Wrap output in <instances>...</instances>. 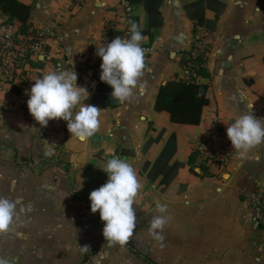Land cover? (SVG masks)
<instances>
[{"label":"crops","instance_id":"0c3cea01","mask_svg":"<svg viewBox=\"0 0 264 264\" xmlns=\"http://www.w3.org/2000/svg\"><path fill=\"white\" fill-rule=\"evenodd\" d=\"M18 1L30 8L26 29L44 33L46 55L30 61L19 92L0 87V264H264L255 205L264 192V0H219L217 19L204 12L215 30L196 37L184 11L193 0H161L162 25L146 34L142 4L126 15L118 0ZM108 31L121 42H105ZM200 33L210 78L197 81L210 86L208 104L198 126L175 124L154 100L182 76ZM102 52L122 78L98 109L86 69ZM212 125L230 143L216 178L187 166ZM160 129L166 135L145 149ZM170 134L182 166L164 186L144 167Z\"/></svg>","mask_w":264,"mask_h":264},{"label":"trees","instance_id":"16d2710c","mask_svg":"<svg viewBox=\"0 0 264 264\" xmlns=\"http://www.w3.org/2000/svg\"><path fill=\"white\" fill-rule=\"evenodd\" d=\"M160 3L161 0L131 1L133 9L136 5L142 4L145 11L147 27L141 34L148 33L152 28L158 29L162 25V17L159 12ZM225 7V4L219 0H193L185 5L184 11L186 16L193 23V37H196L198 28H206L208 31L215 30V21L211 23L205 20V10L214 12L215 18L217 19L224 12ZM0 11L18 22L22 26V29H26V23L30 15V8L28 6L20 3L18 0H0ZM122 38L123 34L117 31H108L104 35L105 42L111 45L119 44ZM193 47L194 45L192 48ZM190 51L183 54L184 57L180 60L181 67L188 62ZM195 63L200 65V67L194 69V74L198 78L208 80L210 75L205 67L203 65L201 66V58L197 59ZM93 78L97 82V108L104 109L107 106L108 98L111 96L113 89L121 80L122 76L117 70H114L108 78ZM209 87L208 83L199 82L197 79L185 80L178 74H174L171 79L159 86L154 100L153 110L157 113H167L172 123L186 126H198L201 122L203 108L208 104L207 93ZM11 90L14 93L19 92V90L14 87H12ZM165 135L166 131L160 129L155 138L148 137L144 144L145 149L156 144ZM176 152V137L174 134H170L159 155L151 164V167L149 163L144 167L147 179L151 182L158 181L159 184L164 186L171 185L178 170L182 166L175 159ZM51 161L50 159L48 163L42 162L41 168L43 169L48 164H51ZM18 164L27 165L28 163L23 159L22 163ZM187 166L190 172H194V167H198L200 171L205 174L204 176L210 178V175H207L206 169L202 165V159L199 153L193 152L189 155ZM116 172L118 173L119 170ZM147 261L150 263V260L147 259Z\"/></svg>","mask_w":264,"mask_h":264},{"label":"built area","instance_id":"2783aa9c","mask_svg":"<svg viewBox=\"0 0 264 264\" xmlns=\"http://www.w3.org/2000/svg\"><path fill=\"white\" fill-rule=\"evenodd\" d=\"M132 0H118L126 15L133 10ZM46 40L42 32L22 29V26L0 11V87L22 86L29 63L38 56L46 55ZM116 49L115 47H113ZM209 55V45L205 34L200 33L190 51L188 62L182 66V78L197 79L194 69L200 67L195 61L201 58L205 65ZM92 77H110L115 70V57L112 52L98 53L94 64L86 69ZM194 152L200 154L206 171L213 170V178L221 175L230 160L228 133L212 125L195 144ZM255 205L264 216V192L255 197Z\"/></svg>","mask_w":264,"mask_h":264},{"label":"water","instance_id":"95a60500","mask_svg":"<svg viewBox=\"0 0 264 264\" xmlns=\"http://www.w3.org/2000/svg\"><path fill=\"white\" fill-rule=\"evenodd\" d=\"M115 168V160L113 159L110 163V169H114Z\"/></svg>","mask_w":264,"mask_h":264}]
</instances>
